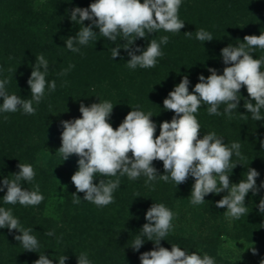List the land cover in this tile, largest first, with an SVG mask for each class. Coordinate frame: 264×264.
Listing matches in <instances>:
<instances>
[{
    "label": "trees",
    "instance_id": "1",
    "mask_svg": "<svg viewBox=\"0 0 264 264\" xmlns=\"http://www.w3.org/2000/svg\"><path fill=\"white\" fill-rule=\"evenodd\" d=\"M94 2L0 0V80L10 81L5 86L8 94L31 98L27 81L40 54L49 64L46 80L56 82L54 92L46 87L42 101L38 105L33 103L34 115L25 114L22 109L14 113L0 112V187H4V178L11 180L19 172V163H27L33 166L36 175L31 182L21 181L22 188L34 191L38 185L44 196L38 206L25 207L19 203L5 204L3 196L7 188L0 191V207L11 209L23 228L33 229L31 234L39 242L36 252L26 251L14 238L21 235L18 230L0 229V264H34L43 254L53 264H59L62 255L68 257L65 264H77L81 253H87L92 264H140L143 252L156 250L155 244L146 237L139 251L131 247L148 222L147 210L153 203H163L174 214L181 207H187L195 179L189 176L185 183L176 185L171 179L166 183L157 177L151 186H146L144 175L130 180L118 174L121 184L113 193L114 202L98 207L84 201V193H78L71 182V176L78 170L79 157L72 155L63 161L56 153L61 147V122L81 118V104L88 107L109 101L114 108L108 122L114 129L130 111L140 110L152 113L150 119L157 125L155 135L158 136L159 125L171 122L175 115L164 109L163 100L184 76L188 77L189 92H192L200 75L207 78L211 74L209 68L222 75L223 69L231 66L223 63L224 47H236L244 42L245 35L259 36L264 32V0H182L178 15L185 27L178 33L161 29L147 34L146 38H137L130 46L133 51L137 47L146 50L151 39L159 42L160 37L168 36L169 41L161 44L163 56L154 68L132 70L126 66L130 56L123 47L118 57L111 58L112 48L126 43L123 37L118 36L113 43L99 35L95 26L92 28L97 34L95 40L87 45H74L79 47V52L66 47L67 38L75 37L83 27L78 21H71L72 9L88 8ZM89 25L92 21H84V26ZM201 28L212 34V41L196 39L195 31ZM187 32H192V36H186ZM252 55L254 59L264 57V50L256 48ZM69 65L74 67L69 69ZM65 69L69 70L60 75ZM240 95L242 99L231 118L223 114L226 107L223 104L219 107L222 113L219 116L209 115L206 104L195 115L201 126L199 138L215 132L229 147L233 142L241 144L243 158L233 153L232 162L237 164L228 173L229 179L239 183L246 179L249 168L259 173L256 180L259 191L256 195L250 191L245 198L248 212L239 219L229 218L224 214L226 207L216 206L224 195H206L204 203L194 205L200 211L193 215L194 222H199L198 227L176 230L173 226L160 246L171 250L175 244L188 253L208 254L215 264H260L264 260V213L259 210L260 200L264 199V187H260L264 183V119L253 120L244 108L245 100L250 99L246 87L241 88ZM261 116L264 117V108ZM153 167L158 175L166 174L162 161H153ZM100 179L117 177L97 176L94 183L98 185ZM152 186L155 190H151ZM73 194L80 197V203H73ZM49 231L54 235L48 236ZM224 231L231 234L236 244L253 246L256 254L252 253L250 260L245 256L224 255Z\"/></svg>",
    "mask_w": 264,
    "mask_h": 264
},
{
    "label": "clouds",
    "instance_id": "2",
    "mask_svg": "<svg viewBox=\"0 0 264 264\" xmlns=\"http://www.w3.org/2000/svg\"><path fill=\"white\" fill-rule=\"evenodd\" d=\"M181 4L182 0H143V3L140 0H95L88 8L76 7L71 11V21H78L83 27L75 37L67 38L66 47L72 52H79V47L74 45H87L89 41L95 40L97 34L92 30L95 26L99 29V35L113 43H116L118 36L126 41L112 48V60L119 56L120 48L123 47L130 56L126 63L129 69L154 68L158 58L163 56L161 44L168 43V36L160 37L159 42L151 39L146 50L137 47L133 51L130 46L137 38H146L147 34L161 29L171 33L180 32L185 27V22L178 15ZM86 20L92 21V25L84 26ZM192 34L185 33L188 37ZM195 37L201 42L213 40L212 34L203 28L195 31ZM243 41L236 47L228 45L221 50L223 63L231 65L223 69L222 75L217 74L216 69L209 68L211 74L207 78L200 75L192 92H189L190 81L184 76L168 93L163 106L175 115L171 122L164 121L159 125L158 136L155 135L157 125L150 119L152 113L145 114L140 110L130 111L118 128L114 129L108 122L114 108L109 101L93 103L88 107L81 104V118L62 121L61 147L56 153L62 156L63 161L72 155L79 157L78 170L71 176V182L78 193H84L83 200L98 207L113 203V193L121 184L118 174L126 175L130 180H137L144 175L147 177L146 186H151L157 177L166 183L171 179L179 185L191 176L195 179L190 196L193 205L204 203L206 195L227 190L228 194L217 201L216 206L226 207L224 214L232 219L245 215L248 212L246 196L250 191L253 195L259 191L256 185L259 173L249 168L246 179L230 185L228 173L237 164L232 162V156L235 153L236 157L243 158L241 144L233 142L229 147L215 132H208L202 139L199 138L201 126L195 115L201 105L206 104L209 115L219 116L222 114L219 107L223 104L226 105L223 114L231 118L242 99L240 90L246 87L250 99L245 100L244 108L251 113L253 120L264 119L261 116V109L264 108V71H261L264 57L254 59L252 55L256 48L264 50V32L259 36L245 35ZM136 52L141 54L137 55ZM72 67L74 65H69V69ZM69 69L63 70L60 75H65ZM48 71L49 64L43 54L36 56V63L27 81L31 90L30 99L8 94L5 86L10 81L7 78L0 80V97L3 98L0 112L14 113L22 109L23 113L34 115L36 108L33 103L38 105L42 101L46 87L50 92L56 90L55 80H46ZM156 160L163 162L166 174H157V169L153 167V161ZM18 168L19 172L13 174V179H3V186L7 188L3 196L4 203L38 206L44 200L39 186L36 185L34 191L21 186V181L34 180L36 172L33 166L19 163ZM97 176L117 179H100L97 185L94 183ZM4 187H0V191ZM260 187H264V183ZM151 190H155L154 186ZM73 197V203H80L79 196L73 194ZM259 210L264 213V199L260 200ZM174 215L163 203H153L147 210L145 219L148 222L142 226L131 247L139 251L146 237L155 244L156 250L143 252L139 257L140 264H215L208 254L201 256L196 252L188 253L175 244H172L171 250L160 246V242L173 229ZM3 228L18 230L21 235L14 238L26 251L36 252L39 248L36 236L31 234L33 229L23 228L11 209L0 207V229ZM47 235L52 236L54 233L49 231ZM252 252L255 255L256 249L252 248ZM67 259V256L62 255L58 262L65 264ZM34 264H53V261L43 254ZM77 264L92 262L87 253H81ZM260 264H264V260Z\"/></svg>",
    "mask_w": 264,
    "mask_h": 264
},
{
    "label": "rangeland",
    "instance_id": "3",
    "mask_svg": "<svg viewBox=\"0 0 264 264\" xmlns=\"http://www.w3.org/2000/svg\"><path fill=\"white\" fill-rule=\"evenodd\" d=\"M230 180V185L231 184H235L234 180L229 179ZM182 193V191H181ZM179 193V194H181ZM228 192L227 190H225L224 192H221L217 195H227ZM182 195V194H181ZM189 195H187L188 198ZM194 212L196 214H194ZM200 211L198 209L195 208V206L190 202V200H187V207H181L180 209H178V211L175 213L174 215V224L173 226H175L176 230L182 228L183 230L186 229H190L192 226L194 228L198 227V223H196V221L194 222V216L193 215H197ZM193 213V214H192ZM229 231H231V226L228 227ZM224 237H225V241L226 243L225 245V249L226 252H224L225 254H230L233 256H239V257H247L248 260H250V256H252V248L253 246L251 245H246V244H236L233 240H231V234L228 232L224 231Z\"/></svg>",
    "mask_w": 264,
    "mask_h": 264
}]
</instances>
